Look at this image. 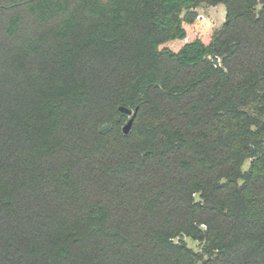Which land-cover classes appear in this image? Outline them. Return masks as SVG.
<instances>
[{
  "label": "trees",
  "instance_id": "16d2710c",
  "mask_svg": "<svg viewBox=\"0 0 264 264\" xmlns=\"http://www.w3.org/2000/svg\"><path fill=\"white\" fill-rule=\"evenodd\" d=\"M0 264H264V0H0Z\"/></svg>",
  "mask_w": 264,
  "mask_h": 264
},
{
  "label": "rangeland",
  "instance_id": "374dc122",
  "mask_svg": "<svg viewBox=\"0 0 264 264\" xmlns=\"http://www.w3.org/2000/svg\"><path fill=\"white\" fill-rule=\"evenodd\" d=\"M189 14L190 19L195 16L193 23L188 24L192 35L201 36L203 39L208 40L209 35L215 29L222 27L226 20V6L222 3L217 5H209L202 3L198 7L189 11H184L182 16ZM210 22V26L207 27V23ZM251 161H247L243 167L246 171L250 166ZM188 245L196 251H201L202 244L192 240L191 238H185Z\"/></svg>",
  "mask_w": 264,
  "mask_h": 264
},
{
  "label": "water",
  "instance_id": "95a60500",
  "mask_svg": "<svg viewBox=\"0 0 264 264\" xmlns=\"http://www.w3.org/2000/svg\"><path fill=\"white\" fill-rule=\"evenodd\" d=\"M119 110L123 113H126L130 116L128 122L123 126V131L125 134H129L130 131L132 130V127H133V123H134V118L137 114V111L138 109L136 110H133L132 108H129V107H126V106H120L119 107ZM111 127V125L108 123V124H105L102 126L101 130L102 131H106L108 130L109 128Z\"/></svg>",
  "mask_w": 264,
  "mask_h": 264
}]
</instances>
